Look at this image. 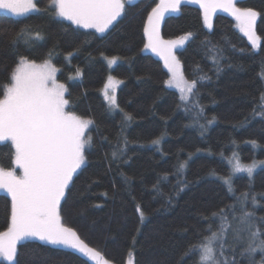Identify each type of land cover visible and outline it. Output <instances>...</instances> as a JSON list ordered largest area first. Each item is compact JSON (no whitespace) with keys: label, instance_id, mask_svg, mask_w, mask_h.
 <instances>
[{"label":"trees","instance_id":"16d2710c","mask_svg":"<svg viewBox=\"0 0 264 264\" xmlns=\"http://www.w3.org/2000/svg\"><path fill=\"white\" fill-rule=\"evenodd\" d=\"M35 3L39 11L22 17L0 13V98L20 56L35 63L47 59L67 89L66 111L93 121L85 132V139L91 138L85 161L61 199L62 225L110 264H126L130 256L133 264H199L198 250L186 252L218 231L221 217L213 213L223 209L231 225L224 257L235 264H260L264 253L241 252L257 228L264 240V165L249 177L232 175L229 161L234 153L242 164L264 161V116L256 114L264 107V0H235L237 7L258 13L256 50L223 8L215 9L210 28L202 8L187 0L164 17L165 40L190 34L176 51L184 78L197 82L190 101L166 86L162 62L143 52L146 22L158 0L126 4L103 35L60 19L49 0ZM23 28L43 39L11 45ZM112 57L117 62L109 65ZM109 76L121 82L117 108L103 95ZM156 139L159 144L152 143ZM13 152L11 144H0V167H14ZM243 193L247 201H238ZM11 212V199L0 194V232L9 227ZM245 212L252 215L242 224ZM237 232L240 240L234 239ZM17 247L19 264H94L77 249L37 238Z\"/></svg>","mask_w":264,"mask_h":264},{"label":"snow or ice","instance_id":"6c2138e0","mask_svg":"<svg viewBox=\"0 0 264 264\" xmlns=\"http://www.w3.org/2000/svg\"><path fill=\"white\" fill-rule=\"evenodd\" d=\"M131 3V0H128ZM182 0H161L148 16L145 26V35L148 37L146 48L159 54L165 67L171 73L166 83L175 84L181 92L182 101H190L194 96L195 80L188 81L180 70L179 61L172 53V48L182 46L190 34L179 40L164 41L159 36V21L167 10L177 11ZM197 2V0H193ZM204 10L205 23L209 24V14L217 7L230 11L240 23L241 31L248 37L253 48H258L260 38L256 35L253 24L258 13L249 8L236 7L235 0H198ZM50 7L55 8V14L65 20L71 21L79 27L94 28L103 33L125 9V0H49ZM0 9H5L14 15L20 16L28 12H38L35 0H0ZM39 32L31 33L28 28L17 32L10 41L15 46L19 41L31 46L34 41L42 40ZM211 52V50H210ZM50 55V54H49ZM71 55V53H69ZM216 63V57H212ZM117 58L108 60L109 65L116 63ZM57 69L49 60L37 65L24 56L19 57V63L12 71L10 83L4 85L3 98H0V142H11L14 149L12 163L20 170H6L0 167V189L11 197L12 212L11 222L6 231L0 232V257L8 264H19L17 245L28 238H37L51 245H64L77 249L79 252L92 258L100 254L84 244L71 228L64 227L60 222L59 208L65 189L69 187L73 173L84 163V147L90 144L91 138L83 139L85 129L93 123L90 119H82L74 113L65 111L69 101L64 98L67 91L64 84L56 82ZM80 75L77 70V76ZM201 79H207L202 76ZM105 84L104 95L110 107L117 108L115 97V84L121 83L109 76ZM112 88L110 95L108 89ZM264 102V95L261 96ZM198 105H194L197 107ZM255 112V110H254ZM264 116V107L259 113ZM126 120L131 116L125 114ZM211 123V121H209ZM159 139L153 144H159ZM255 146L256 142L251 141ZM116 156V153H113ZM232 172H246L249 177L254 169L264 161L253 160L250 164H242L234 153ZM185 164H180L182 170ZM232 191L231 179L225 180ZM239 200L247 201L248 193H243ZM255 203V197L252 198ZM234 207V206H233ZM143 220V212L137 207ZM221 217V224L216 232L206 237L200 244L192 245L186 255L199 251V264H235L224 257L225 237L230 230V223L224 216V210L213 213ZM251 213L245 212L240 217V222L246 224ZM264 222V221H262ZM251 225H249V228ZM211 231V229H209ZM260 229L250 232L251 240L246 249L249 256L259 250L264 253V240L259 239ZM235 240H240V233L234 235ZM259 240V243L256 241ZM235 249H233L234 251ZM223 257V259H221ZM104 264H109L104 261ZM131 264V261L129 262ZM253 264L255 262L253 261ZM264 264V256L260 261Z\"/></svg>","mask_w":264,"mask_h":264},{"label":"rangeland","instance_id":"374dc122","mask_svg":"<svg viewBox=\"0 0 264 264\" xmlns=\"http://www.w3.org/2000/svg\"><path fill=\"white\" fill-rule=\"evenodd\" d=\"M132 1H135V0H131V2ZM187 1H190V2H192V3H195V4H197V5H199L200 6V3L198 2V0H197V2H193V0H187ZM129 2H128V0H125V5L126 4H128ZM161 3V0H158V3H157V5L158 4H160ZM156 5V6H157ZM155 6V7H156ZM154 7V8H155ZM237 7V6H236ZM218 8H220V7H217L216 9H218ZM33 12H35V11H32V12H28V13H25L24 15H20V16H17V15H14V14H12L11 12H8L7 10H5V9H0V13H3V14H8V15H11L12 17H22V16H25V15H28V14H30V13H33ZM152 12V11H151ZM150 12V13H151ZM176 11H171L170 9L169 10H167V11H165L164 12V15H163V17L160 19V21H159V36H160V38L162 39V40H164V41H174V40H179L181 37H184V36H186V35H184V36H181V37H178V38H175V39H172V40H165L162 36H161V24H162V21H163V19H164V17H166V16H168V15H172V13H175ZM214 12H215V10H211L210 11V14H209V24L212 26V18H213V15H214ZM231 15H232V17L234 18V20H235V25H236V27L238 28V30L241 32V33H243L242 31H241V26H240V23L236 20V18H235V16L230 12V11H228ZM201 13H202V19H203V22H204V25L207 27V28H210L209 27V25L208 24H206L205 23V19H204V10L203 9H201ZM122 15V14H121ZM121 17V16H120ZM120 17H118L117 18V20L120 18ZM60 19H62V20H65V19H63V18H61V17H59ZM256 19H257V17H256ZM256 19H255V22H254V24H253V29H254V31H255V23H256ZM65 21H67L68 23H71V21H68V20H65ZM115 22L116 21H114L113 22V24L112 25H110L109 26V28L108 29H106L103 33H101V32H97L94 28H88V29H85V28H82V27H79V26H77V25H75V24H72L73 26H75V27H77V28H81V29H85V30H93V31H95L96 33H98V34H100V35H103V34H105L114 24H115ZM147 23H148V19H147V22H146V25H147ZM244 34V33H243ZM245 35V34H244ZM190 37V36H189ZM245 37L248 39V37L245 35ZM145 39H146V43H145V45L148 43V37L145 35ZM248 42L250 43V45L252 46V44H251V42L249 41V39H248ZM187 43V39L185 40V42H184V44L182 45V46H177V47H173L172 48V53H173V55L176 57V59L178 60V58H177V56H176V51H178V50H180V49H182L184 46H185V44ZM253 47V46H252ZM257 48H255V50H256ZM143 52H145V53H149V54H151V55H153V56H155L156 58H158L161 62H162V64H163V67H164V69L167 71V73H168V79H167V81L170 79V77H171V73L168 71V69L165 67V63H164V60H163V58L159 55V54H157L156 52H153L150 48H146L145 46H144V48H143ZM50 62V61H49ZM116 62H117V60H116ZM51 63V62H50ZM37 65H40V64H43V63H36ZM52 64V63H51ZM180 64V63H179ZM52 66H53V64H52ZM180 70H181V72H182V68H181V65H180ZM183 73V72H182ZM56 75H57V72H56V74H55V78H56ZM109 78V77H108ZM115 80V79H114ZM116 81H118V80H116ZM56 82L57 83H59L57 80H56ZM109 82V80L107 79L106 80V82H105V84L106 83H108ZM61 84V83H60ZM119 85H120V83L119 84H115L114 85V88H115V92H116V89H117V87H119ZM105 86V85H104ZM166 86L167 87H169V88H171V89H173V90H175L179 95H180V97H181V92H180V90H179V88L175 85V84H173V85H171V86H169L167 83H166ZM104 91H105V88L103 87V95H104ZM108 92H109V94L111 95L112 94V88H109L108 89ZM65 94H66V92H65ZM65 94H64V98H65ZM104 98H105V95H104ZM106 100V99H105ZM106 102L107 103H109L107 100H106ZM65 111H66V106H65ZM83 119V118H82ZM91 125V124H90ZM90 125L85 129V132L87 131V129L90 127ZM83 139H85V135H84V137H82ZM2 143H9V144H11V142L10 141H6V142H0V144H2ZM85 147H86V145H85ZM230 160H232V163L234 164L235 163V160H233V156L231 157V159ZM264 164H258L257 165V167L254 169V170H256L257 168H259L260 166H263ZM14 166V165H13ZM81 167V166H80ZM230 167H231V174L232 175H235V174H239V173H243V174H247L246 172H239V173H234L233 174V172H232V164H230ZM13 169H15V171H16V173L17 174H19V172H20V170L18 169V168H15V166L11 169V170H13ZM78 171V169L76 170V172ZM76 172L75 173H73V176L76 174ZM70 183V182H69ZM66 190V189H65ZM0 194H4V195H7L10 199H11V197L7 194V192L6 191H4L3 189H0ZM62 199V198H61ZM12 202V201H11ZM79 238V237H78ZM32 239H34V237H32ZM81 253V252H80ZM81 254H83V253H81ZM84 255V254H83ZM86 256V255H85ZM86 257H88L89 259L90 258H92L91 256L89 257V256H86ZM94 261H93V263L94 264H104V259L103 258H100V257H98V258H92ZM0 261H4V262H6V263H8L7 261H5V260H3V258L2 257H0ZM131 261V264H133V259H132V257L130 256L129 258H128V260H127V263L126 264H129V262ZM110 264V263H109Z\"/></svg>","mask_w":264,"mask_h":264}]
</instances>
